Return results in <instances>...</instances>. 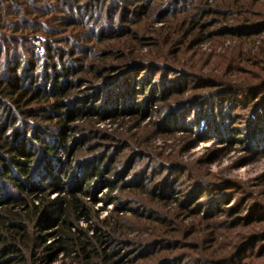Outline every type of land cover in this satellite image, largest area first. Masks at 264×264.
<instances>
[{
	"label": "trees",
	"instance_id": "16d2710c",
	"mask_svg": "<svg viewBox=\"0 0 264 264\" xmlns=\"http://www.w3.org/2000/svg\"><path fill=\"white\" fill-rule=\"evenodd\" d=\"M254 1L0 0V264H53L59 256V264H260L264 259V205L256 203L241 219L236 217L240 207L226 213L228 226L243 223L247 231L257 230L222 250L219 241L225 240L224 235L217 236V232L225 226L217 214L228 198L227 182L195 179L187 170L194 177L187 178L191 186L183 184L178 193L176 186L183 177V173L177 174L178 164L160 156L152 165L143 161L145 152L132 147L119 160L126 142L96 129V117L88 119L122 114L143 117L153 106L164 104L161 107L168 112L155 124L156 130L178 120L182 123L184 117L193 118L194 124L204 120L202 128L222 132L224 136H216L217 142L224 139L229 150L237 138L231 135L233 127L242 117V139L250 142L247 150L263 156L264 76L236 83L188 72L198 79L190 87L187 75H172L175 68L161 64L160 58L145 61L135 58L133 49L129 54L123 52L134 34L131 25L144 28L170 21L167 32L164 29L159 36L181 45L197 39L202 42L205 25L220 22L209 14L239 13L224 31L250 43L264 33L261 12L255 13V19L241 12L243 4L252 6ZM167 2L170 4L159 11ZM261 4L258 0L255 8ZM38 35L45 38L41 55L33 46ZM162 52L163 48L157 56ZM180 53L177 50L174 57ZM115 62L119 72L107 77ZM261 62L264 68V59ZM83 82L89 86L80 90ZM191 90L192 99L183 101ZM155 129L147 135H163ZM80 132L89 141L103 136L105 156L78 166L61 162L60 154L70 150L71 137L76 156L84 146ZM117 162L121 167L110 181L107 176ZM104 183L110 188L121 186L120 193L125 194L104 198L105 203L116 200L120 206L106 219L80 228L79 220L91 221L97 216L82 198L94 199ZM53 189L63 195L54 200L43 196L34 204L37 193ZM181 193L186 194L182 201L177 196ZM127 199L147 204L138 205L133 216L123 218L118 211L128 209L122 202ZM173 203L177 213L170 212ZM179 212L193 220L179 224ZM258 226L262 228L258 230ZM53 228L55 239L47 244L44 230ZM147 233L153 236L142 237Z\"/></svg>",
	"mask_w": 264,
	"mask_h": 264
},
{
	"label": "rangeland",
	"instance_id": "374dc122",
	"mask_svg": "<svg viewBox=\"0 0 264 264\" xmlns=\"http://www.w3.org/2000/svg\"><path fill=\"white\" fill-rule=\"evenodd\" d=\"M257 1L258 0H255L252 6L247 3L243 4V11L241 12H247V16L253 17V19L257 17H254L255 13L261 12L263 15L262 18L264 19V0H260L262 4L258 9L255 8ZM168 4H170V2L160 5L158 10H164ZM179 6L180 5H177L176 7L179 8ZM237 11L239 10H231V12ZM238 14L239 13H226L221 16H217V14H209V18L219 20L220 22L217 23V21H215L216 23L205 25V40L202 42L199 39L193 40L189 45L172 43L165 36H159L164 29L167 32V24H169L170 21L166 22L167 24L150 23L144 28L131 25V27L133 26L134 28V34L131 38V42H126L123 52L129 54L130 50L133 49L135 58H142L145 61H154L155 59L160 58L159 61H161V64L175 68V70L171 72L172 75H187L186 81L190 87L198 84V79L188 75V72L207 75L216 79L218 77L224 80L230 79L232 82L236 83L249 81L247 80L248 78L253 76L256 78L259 74L264 76V74H261L264 73V68L262 67L263 62H261L262 59H264V33L257 37L254 36L249 43L242 42L233 35H230L228 31H224L229 25L233 24L231 18L234 19ZM237 21L240 20L237 19ZM141 28L143 29L142 31ZM37 41L40 42L39 45H37ZM44 41L45 38L41 35H38L33 39V46L39 55L43 53L42 43ZM39 47L42 49L41 52L38 51ZM162 48V54L157 56L158 50H161ZM177 50H180L181 53L174 57ZM175 59H178L179 61H174ZM112 64L114 66L112 70L105 74L110 78L116 76L119 72L118 70L115 71L117 63L115 62ZM81 85L80 90L89 86L88 82H83ZM192 92V90L187 91L182 100L189 102L193 97ZM162 105L157 104L156 106H153L148 111V114L146 113L143 117L135 118L129 114H122L119 117L93 116L88 119H95L96 117V129L103 133H114L126 142L123 143L126 145V148L122 155L118 156L119 160H122L124 156L131 153L132 147L134 150L139 148V151L145 152V157H142L143 161H151L152 165L160 160V156L165 162L178 164L180 170L177 171V174L183 173L182 181L176 186V191L178 193L183 191V184H188L189 188L191 186V182L187 181V178L191 176L187 170L193 175H196L195 179H204L206 182L217 184L227 182L228 188L225 189V192H227L226 197L228 198L225 202L226 204L222 205L221 211L219 210L220 212L217 214V219L221 222L224 221L223 226H225L223 229L218 230L219 233L217 232V236L224 235L223 237L225 239L223 242L219 241L220 249L223 250L226 246L229 248L232 243L240 242L244 235H248L249 232H256L255 230L257 229L247 231L243 223L231 227L228 226L227 221H225L227 220L226 213L232 208L240 207L239 214L236 217L241 219L248 216V213L251 212L253 206H256V203L264 205V155L257 157L255 154H251L247 150L246 145H249L250 142L249 139H246L245 141L242 139L243 135L241 131L244 130L243 120L241 119L242 117L237 118L231 133L232 136H237L235 144L231 145V149L227 150L229 145L224 139H222L223 142H217V138H223L224 134L222 132L217 130V128L215 129L216 131L211 129L206 130L202 128V126L205 125L204 120H201L198 124H194V120H192L193 118L190 117H184L182 123H179L180 120H178L175 121L174 124L168 123L162 125L160 129L157 128V130L162 131L163 135H153L154 133L147 135V132H150L153 128L155 129V124L168 112L167 108L164 109L161 107ZM76 124L82 125L81 123ZM157 130L155 129V132H157ZM205 130L207 132L206 135L198 138V133ZM80 133V136H83L82 138L85 143L80 137L77 138V142L79 141V144H82L83 142L84 146L81 145L82 148L78 151L76 156L74 153L76 147H74L73 137H71L67 144L70 147V150L68 152L64 150L61 152V162L66 164L74 162L76 163L75 165L78 166L79 164L82 165L83 163L93 161L92 159L95 157H98L99 160H101L105 156L107 150H103L102 148H104L103 146H105L107 142L104 140L105 138L103 136L93 137V139L90 138L89 141V138L86 137L87 135L84 136V132ZM205 138H208L209 140L206 141L204 140ZM190 139H195V141H189ZM87 142L93 146V149L95 148L94 151H92L91 148L88 149ZM119 143L122 142L119 141ZM108 155H110V153ZM144 162L139 164L136 169L141 168ZM120 167V162L115 163L112 171L107 176L110 178V181L115 180V171L120 169ZM107 184L108 183L103 184L94 199L89 196L82 198L92 206V209L97 212V216L93 217L91 221L79 220L78 226L80 228H88L89 222L96 221V219H106L117 207L120 206V202L116 200L106 203L104 202L106 196L115 197L116 195L119 196L120 194H125V192L120 193L121 186H119V188L117 186L115 188L111 187V189V185L109 186ZM57 190L58 189H53L47 193H37L36 197L33 198L34 204H38L40 198L43 196H46L49 200H54L59 196H62L63 192ZM182 193L177 195L181 196V201L186 195H183ZM174 197L177 202L180 201V198L177 199L176 196ZM122 202L128 208L126 210L118 211L119 215L123 216V218L133 216L132 210L140 208L138 205L147 204L146 201H140L137 204V200L134 199H127ZM175 208V204H171L169 208L170 212L177 213L178 211L177 209L175 210ZM154 211L159 215L164 214L161 211ZM165 211L168 212L167 209H165ZM180 213L182 212H179L178 214ZM200 214L201 212H199L198 215L200 216ZM187 216L186 213L179 215L178 223L180 224L182 222L184 225H188L193 219ZM252 227L253 226H250V228ZM258 227V230L262 228L260 226ZM54 229L55 228L44 230V234L47 235V244H50L55 239L56 234L52 231ZM185 230L187 231V229ZM91 233L92 232H90V234ZM148 234L149 233L142 237L149 239L153 236ZM219 240H221V237ZM60 260L61 256H59L58 261H55L53 264H59ZM260 264H264V259Z\"/></svg>",
	"mask_w": 264,
	"mask_h": 264
},
{
	"label": "built area",
	"instance_id": "2783aa9c",
	"mask_svg": "<svg viewBox=\"0 0 264 264\" xmlns=\"http://www.w3.org/2000/svg\"><path fill=\"white\" fill-rule=\"evenodd\" d=\"M36 43H37V45H39V44H40V42H39V41H37ZM41 50H42V49H41V47H39V50H38V51H39V52H41Z\"/></svg>",
	"mask_w": 264,
	"mask_h": 264
}]
</instances>
